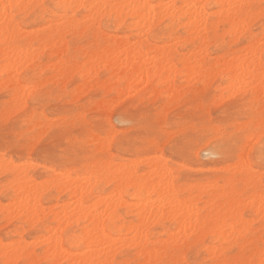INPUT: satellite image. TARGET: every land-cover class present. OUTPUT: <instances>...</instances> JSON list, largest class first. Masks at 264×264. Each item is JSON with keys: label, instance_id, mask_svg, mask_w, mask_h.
Segmentation results:
<instances>
[{"label": "bare ground", "instance_id": "obj_1", "mask_svg": "<svg viewBox=\"0 0 264 264\" xmlns=\"http://www.w3.org/2000/svg\"><path fill=\"white\" fill-rule=\"evenodd\" d=\"M47 1L48 0H0V78L2 80V85L11 90V104L14 103L15 107L12 109L9 108L10 110L18 109L21 112L27 110V103L23 99H26L28 96L23 98V95H25L26 90L29 87L27 88L26 85H21V81L31 83L32 86L30 89H34L35 91L32 93L36 95V89H38L40 85H42L41 83H44L45 81L40 82L42 78L44 79V77H42V72L44 70L53 73L54 77H52V75L51 78L57 80L70 76L74 77L77 73L80 80L83 81V85L81 84L77 87V91L83 92L81 90L91 84L90 79L95 77L94 75L97 74L100 66H105L108 73L113 76L117 74L116 76L120 77L122 73L128 75L126 77L128 80L125 84H119L116 82L112 84V88H110V84L107 83V85H101V87L108 86V88L111 89L110 92L113 91L118 96L123 93L125 95L126 91L132 92L133 90L131 89L133 86L141 83L154 87L156 81H158L157 83L160 87L167 86L170 90L176 89V87H178L176 86V77L180 72L176 67V64L180 63L183 65L182 68H184L181 71H186V73H190L189 71H191V73H193V71L194 73H213L224 68L228 80L231 83V87L238 86V89L242 86L244 88L245 85L246 87L248 86V88L255 87L254 90L259 94V97L261 98L260 100L264 99V93L262 90L264 86V44H262V41H264V33L262 34V37L259 38L257 35L255 36L251 34L247 28L251 21L255 19L258 20L264 16V0H167L168 2L166 0H53V8L47 5ZM212 5H215L219 10L218 13L214 11L215 14L218 15H216V20L211 17L212 13L208 11L210 9L209 7ZM261 5L263 7H261ZM78 16H80L81 19H78ZM213 16L215 15L213 14ZM105 20H108L110 27L115 26L119 29H122L123 27L126 28V25H129V28L127 27V29H130L129 32H131V36H136L137 41L135 40L134 42H131L128 36L123 39L120 37L115 39L116 36L112 37V35L110 37L105 35L101 26ZM164 20H168L169 24H167V26L170 25L168 28L173 30L171 31L168 29L169 33L174 32L176 26H180L186 30V36L180 38L181 40L178 38L179 41H177L176 36L174 37V35H172L173 33L168 35L167 38L166 36L162 37L155 35L154 29L156 25ZM42 24H44V26H42L44 28L38 30L34 29V31L31 32H26L20 27V25H24L40 28ZM221 26H228V28L227 30L226 28L220 29ZM220 30H225L233 43H239L242 34L248 33L251 34V37L247 40L246 47L243 46V54L233 53L229 59L227 58V54L221 57L219 56L215 61L216 63L212 67H208L206 59L209 56L208 51L212 43L211 39L214 37L217 38L219 32H222ZM70 34L79 35L80 37L84 35H87V37L94 36L92 39L95 42L94 44H92L93 42L91 43L93 47H99V44L103 45V42L105 46L102 49L98 48L100 50H92L90 48L84 50L85 53L83 54V59L80 58L82 61L84 60L82 62L76 58V55L78 54L77 49L79 47L74 49L76 51V53L74 52L76 57H71L74 53L70 48L68 40ZM220 37H222V34ZM149 38H153V40L156 41H162L164 47H157V45L150 44ZM215 38L213 39V42H215ZM217 39L216 42H218ZM175 40L177 42L173 43V45L175 44L174 46L169 45V43ZM188 44L192 45V47H187L189 53L187 52L186 55L183 54V56L179 55L180 51H178L177 47L183 48ZM78 52L82 53L80 50ZM151 53L152 55L154 54V57H150ZM45 57L49 59L46 58L48 62V64L45 62V64H47L46 66L43 65L44 63L42 62ZM52 60H55V62H51ZM224 69L220 70V72L224 71ZM30 72H32V74L39 72L42 75L39 74V77H29L28 73ZM119 73L121 74L119 75ZM123 74L121 76H123ZM218 76L219 75H217V77ZM188 78L190 79V77ZM212 78L214 79L215 75ZM71 79L72 78L70 77V80ZM57 80L55 81L57 82ZM97 81L99 82V80L94 82ZM183 81L185 82V80ZM260 84H263L262 87ZM259 85L261 90H259ZM65 86L63 87L65 88ZM91 86H93V82ZM91 86H88L87 88L90 89ZM87 88L83 90H86ZM175 91L177 92L178 89ZM80 94L81 93H79V95ZM128 94L130 93L128 92ZM77 96L78 95H76V97ZM155 96L157 97L156 94ZM175 97L176 96H174V98ZM120 98L121 96L118 98V101H121L122 103V100H119ZM114 99L108 102L104 101V103L101 101V103L104 107L113 110L112 106L115 108L117 103L120 104V102H113L115 101ZM257 101L259 102V100ZM258 102L257 104L261 103ZM113 103L116 104L114 105ZM41 124L42 123L37 125L36 123V127L38 128ZM257 134V130L255 129L251 135L252 139L253 137H256L257 140L260 136V134H258V136ZM110 136H112V134ZM112 137H115V135ZM104 139L102 140L94 134L92 135L91 142L98 151L101 150L99 152L104 151V153L110 154L109 152L111 149L109 148V145L111 143L106 145L108 141L106 142ZM257 141H259V139ZM110 142H112V140ZM111 155L113 154L111 153ZM142 160L147 161L146 164L149 167L148 171L146 170L145 173L140 171V165L142 162L140 160L141 162L134 161L128 164H113L112 162H106L101 163L102 165H89L86 167L84 176L78 175L74 178L70 173L72 171H70L68 174L63 172L56 173L54 179L51 178L53 181L51 182L50 180V182L54 185L51 186L54 188L57 187L59 193H65L70 196L71 200H74V203H71V212L68 211L70 205L67 207L66 204V206H63L65 208H62L64 210L57 214V221H60L61 224H63L62 222H66L63 225L66 224L67 226H71L72 224L78 226L82 225L83 227L85 226L84 228L82 227L83 231L81 235H76L74 239L76 242H80L78 244L86 249L85 253L87 254L83 256L81 255L82 257H79V255L75 257L74 254L72 255L74 258L71 257V261L76 264H113L116 255L122 256L129 248H132L137 250V264H171L172 261L176 263L180 262V264H190L186 258L182 256L183 254H181V252H183L189 244L202 243L206 238L210 239L213 243V246L208 247L206 250L211 259V261L209 260L211 264H242L243 262L252 264L254 258H258L260 263L264 260V250H262L264 248L260 249L262 246L260 247L259 245L253 250L254 252L251 251L253 254L250 253L252 255L251 259L248 260L243 254L245 246L252 243L253 239L250 238V243L244 239L245 233L249 230L247 222L244 221L243 212L241 211L245 194L242 197V195H240V190L239 193L237 191L239 188L237 190L236 188L238 187L237 185L240 184L251 186L252 183L250 180L257 178L256 175H252L253 168L251 167L250 162H247L246 160L245 164L241 166L243 167V170H241L240 167L241 173L237 171L240 173L237 182H234L233 179L229 178L225 180V187L221 186L222 188L219 187L218 183L215 181L209 182L208 186L204 189L205 193L209 195L208 201H204L203 203L206 202L205 205L203 204L204 206L200 208L201 206L199 207V203H202L200 201H203L204 197L203 200L200 199L201 197L198 198L199 196L190 199L183 198L181 194L183 193L181 186L176 179L177 176L175 178V176L172 175V169L169 168L168 161L162 155H156L149 159L142 158ZM99 165L101 167L97 168ZM18 166L19 168L17 169ZM18 166L15 168L18 171V175H14L15 182L13 185L15 183L18 184L21 179L20 177L29 172L28 169H25L27 171L23 170L24 168L22 169L23 171H21V165L19 164ZM8 167L9 166H5L4 170L6 169L13 172L14 169L10 167L12 169L10 170ZM236 169H238L237 166ZM232 173H234V171ZM27 175L28 174H26V176L24 175L23 179L26 180L29 178ZM28 180L30 181V179ZM50 182L49 184H51ZM10 183L11 180L9 186ZM33 184L35 183L33 182ZM33 184L31 188L35 187V191H37L38 194L41 193L38 188H41L42 186L38 185V187L36 184V186ZM101 184L112 186V191L108 195H104L103 192H101L95 196L96 190ZM232 184L235 187H232ZM255 185L257 186V183H255ZM203 186L199 185V187ZM256 186H254V189ZM10 187L12 188V186ZM21 187L23 186H20L19 188ZM45 187L46 186L43 188ZM199 187H197L198 191L203 189H198ZM15 189H17V187H15ZM27 189V191L32 190L30 187ZM43 190L44 189H42V191ZM45 191H47V189ZM31 192L36 195L34 191ZM24 193L27 194L29 199L21 198L20 195L19 197L22 199L20 200V198H18V200H20V206H23L24 204V208H30L31 205H34L36 212L40 207H43L39 200H37L40 196H37V198L33 197L34 199H32L31 197L33 194L30 197V192ZM197 194L199 195V193ZM40 195H42V193ZM260 195L257 196L258 198H256V195L253 197L259 199ZM27 196L24 197L26 198ZM125 196L132 197L135 203L129 205L130 202L128 203L125 200ZM93 198H95L96 201H93L94 203L87 206ZM263 201V199L259 201L258 210L264 212ZM14 204L15 203L12 205ZM244 206L243 211L246 212V207ZM128 207H131V209L134 207L136 209V223L131 222V224H128V222H125L126 220L121 216L119 211ZM27 208L26 210L24 209L25 212L27 211ZM11 209L12 211L14 210L13 208ZM18 209L15 208V211H18ZM131 209L129 208L130 213H132ZM258 210L257 212L259 214ZM21 211H23V208ZM263 212H260V214L262 213L261 215H263ZM258 214L256 213L257 216ZM231 219H234L235 221L233 220V222H230ZM71 220L73 223H71ZM253 220H250L248 224H250L251 221L256 222ZM156 226H160L164 230L163 234L161 233L158 237H156V234L154 233V228ZM113 230L115 231L112 232ZM56 231L57 230H55V233H57L58 236V231ZM110 233H113L114 237H112ZM57 236L53 233V237L51 235L52 238L49 240L50 245L47 254L52 253V257H55L56 253L59 254V256L60 254L63 255L68 253L62 246V238ZM234 239L239 241L238 244L236 242L238 246L237 248L241 249L240 251L243 253L241 252L242 254H240V252H238L239 255L230 257L227 254V247L232 244ZM33 242L32 244L34 246L35 242ZM28 244L26 245L28 246ZM45 245H47V243ZM7 246L8 245H6V247ZM36 246H38V244ZM20 247L22 246L19 245L18 247L21 251L22 248ZM248 247H246V252ZM253 247H255V245ZM15 249H17V247ZM169 251H171L172 254H169ZM17 253L20 254V252ZM17 253L16 255H18ZM3 254L5 253L3 252ZM16 255L14 253V256ZM34 255L31 257L33 260L35 259ZM241 255H244L245 258ZM48 256L49 255L45 257ZM64 259H66V257H64ZM11 264L13 263L11 262Z\"/></svg>", "mask_w": 264, "mask_h": 264}, {"label": "rangeland", "instance_id": "obj_2", "mask_svg": "<svg viewBox=\"0 0 264 264\" xmlns=\"http://www.w3.org/2000/svg\"><path fill=\"white\" fill-rule=\"evenodd\" d=\"M52 1L53 0L47 1V5L51 8H53L54 6V1ZM261 7L263 6L261 5ZM209 8L210 9L208 11L212 13L211 17L216 20L217 14H215V12L218 13V8H216L215 5H212ZM213 14L215 16H213ZM78 19H81V17L78 16ZM167 24H169L168 20H164L163 22L161 21V23L157 24L154 29V34L162 37L166 36L167 38L168 35L173 33L172 35H174V37L176 36L177 41L181 40L180 38H184L186 36V30L180 26H176L174 32L169 33L168 29L170 28H168V26L170 25L167 26ZM109 25L110 23H108V20H105V22L101 25L105 35H108L110 37L112 35V37L116 36L115 39H118V37L123 39L128 36L131 42H134L135 40L137 41L136 36H131V32H129L130 29H127V27L129 28V25H126V28L123 27L122 29H119L115 26L110 27ZM42 26H44V24H42L40 28L20 25V27L26 32L34 31V29L38 30L44 28ZM221 27L220 29L226 28V30L228 28V26H224L223 28ZM247 28L251 34L255 36L257 35L259 38H261L262 34L264 33V16L258 20L255 19L251 21ZM220 31L222 32H219L217 36L218 39L214 37L215 42H213L214 38L211 39L212 43L208 51L209 56L206 59L208 64L206 65L208 67H212L216 63L215 61L219 56L221 57L227 54V58L229 59L231 58L230 56H232L233 53L243 54V46L246 47L247 40L251 37V34L245 33L242 34V38L240 39L239 43H233L231 42L229 35L226 34L225 30ZM221 34L222 37H220ZM72 35L73 34H70L68 36L71 50L73 51V53H76L74 49L79 47L78 49L80 50V52H82L79 53V50L77 49V53L81 55L79 56L78 54L76 55L74 53V55L71 54L73 55L71 56L72 58L77 56L76 58L78 60H81L83 59V54L85 53L84 50H88L89 48L92 50H97L98 48L102 49L105 46L104 42L102 41L103 45L99 44V47H93L92 44H94L95 41L92 38L94 36L87 37V35H84L80 37L79 35ZM216 39L218 42H216ZM177 41L175 40L169 43V45H173V43H176ZM149 43L152 45H157V47H164V43L162 41H156L153 40V38H149ZM189 45L190 44L184 46L183 48L185 49L177 47L178 51H180L179 55H186V53L188 52L187 47H192V45ZM153 55L151 53L150 57H152ZM46 58L47 57L43 58L42 60V62L44 63L43 65L45 66L48 64V58ZM53 61L55 62V60H52L51 62ZM45 62H47V64H45ZM176 67L180 70L178 74L181 76L180 77L178 75L176 77V86L179 87H176V89H178L177 92L175 91L176 89L170 90V88H168L167 86H158V81L154 83V87L147 86V84L145 83H141L133 86V88L131 89L133 90L132 92L128 91L131 95L128 94L127 91L125 95L124 93L120 95L122 99L120 98L119 100H122V103L121 101H118V98L120 96H118L113 91L110 92L111 89H109L108 86L101 87V85L110 84V88H112V84L116 82H118L119 84H125V82L128 80V78H126L128 75L126 74L124 75L122 73L123 76H121L122 74L119 73V75H121L120 77H117V74L115 75L114 73L115 76H113L112 74L108 73L105 66H100V69L97 72L98 75H94L95 77H93L95 79H90L91 84L88 85L91 86L93 82V86H91V88H94L91 89L89 87L90 89H88V86H86V90H83L85 89L83 88L81 90L83 92H79L77 91V87H79L83 83V81L80 80L77 73L74 77L70 76L72 78L71 80L70 77H65L63 79L57 80L51 78L52 75V77H54L53 73H49L48 71L44 70L42 72V77H44V79L42 78L40 82H43L44 80L45 81L44 83H41L42 85H40L38 89H36V95L32 93L35 90L30 89L32 86L31 83L21 81V85H26L27 88L29 87L26 90L25 95H23V98L28 96L26 99H23L27 103L28 107L26 111L22 112L18 109H9L15 107L14 103L11 104V90L2 85V80L0 78V84L2 85H0V170L3 171L5 166H9V169L11 166L15 165L14 167H11L12 169H14L13 172L5 169L2 173H0V209L2 210H0V264H11V262L13 264H76L75 262L71 261L74 256L76 257L79 255L80 257L81 255L83 256L87 254L85 253L86 249L78 244L80 242H76V240L74 239L76 235H81L83 231L82 229L85 226H78L76 224L67 226L66 224L63 225L66 222H62L63 224H61L60 221H57V214L64 210L62 208H65L63 206H66V204L67 207L70 205V207H68L70 208L68 211L71 212V203H74V200H71L70 196L65 193H59L57 187H53L54 185L51 182L53 181L52 179H54V175L59 172L68 174L70 171H72L70 172L71 176L76 178L78 175L84 176L86 167L89 165H97L106 162H112L113 164H128L130 162L140 160L142 161H140V171L142 173H145L146 170L148 171L149 167L146 164L147 161L142 160V158L149 159L151 157L153 158L156 155H162L168 161L169 168L172 169V175L175 176V178L177 176L176 179L181 186L183 192L181 194L183 198L190 199L199 196L198 198L201 197L200 199L203 200L204 197V200L200 201L202 203H199V207L201 206L200 208H202V206H204L208 201L209 195L205 193L204 189L208 186L209 182L215 181L218 183L219 187H225V180L229 178L233 179L234 182H237V180H239L241 165L238 164V161L241 159L242 155L244 157V161L247 160V162H250L251 167L253 168L252 175H256L257 177L256 179L250 180V182L252 183L251 186L240 184L237 185L238 187L236 188V190L239 188L237 191L239 193L240 190V195H242V197L245 194L243 199L245 198L244 200L246 201V203L242 199L243 204L241 211L243 212L244 221L247 222V227L250 231L248 230V233H245L244 239H246V241H249L250 243V238H252L253 244H249L248 242L247 243L249 245H255V247H253L252 245L249 246L247 244L249 247L245 246V251L243 250V253L242 251H240L241 249L237 248V244L240 240L236 238L239 241H236V239H234L235 242L232 241V244L230 245L231 247H227V254L230 257H235L236 255H239L238 252H240V254L243 253L249 260L253 255L251 251L255 250L258 245L260 247L262 246L261 248L259 247L260 249L264 248V242H262L264 241V212L258 210L259 201L262 199L264 200V99L260 100L261 98L259 97V94L256 92V90H254L255 87L248 88V86L246 87V85L244 86V88L242 86L239 89L237 88L238 86L231 87V83L228 80L227 73L225 72L224 68L220 69H224V71L221 72L220 70L213 73H194L193 71V74L191 73V71H189L191 73L190 74L186 73V71H181L184 69L182 68V64H176ZM39 74V72L33 74L32 72H30L28 73V76L39 77L40 75H42ZM210 74L212 75V77H214L215 75V78L213 79ZM217 75L219 76L217 77ZM188 77H190V79ZM55 80H57V82ZM96 80H99V82H94ZM183 80H185V82ZM46 81L48 82V84ZM263 84H260L261 87ZM260 85L258 87H260ZM63 86H65V88ZM228 87H230L231 89ZM261 87L260 89H258L261 90ZM262 90L264 93V86ZM38 93H42L46 97L47 103L37 104L35 102L34 98ZM79 93L82 94H80L82 97L79 95ZM154 93L157 95V97ZM249 94L253 95L250 96ZM76 95L78 96L76 97ZM174 96L176 97L174 98ZM112 98H115V101L113 102H120V104L117 103L118 106L115 105L116 103H113L115 105V108L111 105L113 107V110L111 108L104 107L101 103V101L103 103L104 101H112ZM256 99L261 103L257 104L258 101ZM71 101L74 103H72ZM84 114L88 117L87 120L83 119V117L85 116ZM76 121H80V124L77 125ZM197 121H204L209 126L204 127L203 124H201L198 129L196 125ZM36 123L37 125L42 123L43 126L41 124V126L37 128ZM170 128L177 129L181 134L187 133L188 138L185 139L183 135H178L176 131H172L170 133L168 132V140L165 142L166 144L163 146H157V141L155 139L156 135L159 134L161 130ZM255 129L257 130V133L260 134L259 138H257V140L259 139V141L256 140V137H253V139L251 137ZM94 134L102 140L106 138L104 139V141H108L106 145H109L108 143H111L109 145V148L111 149L109 152L110 154H106L104 153V151L99 152L101 150L98 151V149L93 146V143L91 141L92 135ZM111 134L112 136L115 135V137L110 136ZM23 137H30L32 139L34 149L33 151H31V153L25 152L23 148L16 146L17 142ZM110 139L112 140V142H110ZM61 145H66L73 150V156L71 160H67L61 155L63 151ZM221 145H226L227 148H222ZM111 153L114 156L111 155ZM17 164L21 165V171L28 169L29 172H24L25 174L22 173L23 176H21L22 174L20 175V185L19 183H15L13 185V183L15 182L14 175H18V171L15 169L16 166H18ZM236 166L239 170L236 169ZM100 167L101 166L99 165V167L97 168ZM11 168L10 170H12ZM18 168L19 166L17 167V169ZM29 168L32 169L30 170ZM241 170H243V167H241ZM233 171L234 173H232ZM237 171H239L240 173H238ZM26 174H28L27 176L29 178L25 180L23 179V177L24 175L26 176ZM28 179H30V181ZM10 180L12 183H10V186H12V188L9 186ZM33 182L37 186H42L41 188L39 186V188L36 187L38 188L39 192L42 193V195H40L41 193L38 194V192L35 191V187H32L33 189L31 188ZM49 182L51 184H49ZM255 183H257V186L255 185ZM196 185L197 187H199V185H204L203 187L198 188H203L202 190L204 192L202 190L198 191ZM253 185L256 186L255 189ZM20 186H23L24 188L21 187V189L19 188ZM44 186L46 187L43 188ZM233 186L234 185L232 184V187ZM15 187H17V189H15ZM29 187L30 189H32L31 191H34L36 193V195L33 194L30 190L27 191V188ZM47 187L49 188V190ZM42 189L44 190L42 191ZM46 189L47 191H45ZM111 191L112 186L101 184L100 186H98L95 196H97L98 193L101 192H103L104 195H108ZM24 192H30V197L32 194L35 195H32V199L40 196L41 198L39 197V199L37 200H39L41 206L43 207H40V209H38L36 212L34 205H31L33 208L31 206L30 208H24L23 204V206L21 205L23 211H21L22 208L19 205L20 200H22L21 198L23 197L24 199H29L27 194H25ZM197 193H199V195ZM23 195L27 196L28 198H25ZM255 195L256 198H258L257 196L260 195L259 199H255V197H253ZM18 198H20V200H18ZM124 198L128 203L130 202L129 205L135 203L134 199L130 196H125ZM93 201H96L95 198H93L92 201L87 204V206L94 203ZM204 201L206 202L203 203ZM12 202L16 205H12ZM243 206L246 207V212L243 211ZM9 208H13L14 212ZM15 208H20L18 209V211L20 210V213L18 211H15ZM26 208L27 211L25 212ZM129 208L131 209V207H128L120 210L119 212L121 216L126 220L125 222H128V224H131V222L136 223L137 211L133 207L131 209L132 213H130ZM257 210L259 211V214ZM260 212H263V215H261L262 213L260 214ZM256 213L258 214V216L256 215ZM249 219H255L253 221L256 222L251 221V223L248 224L250 222ZM233 220L234 219H231L230 222H233ZM71 223H73L72 220ZM50 228H52L53 230ZM55 230L58 231V236L57 233H55ZM114 231L115 230H113L112 232ZM163 231L164 230L160 226H156L154 228L156 237L160 236L161 233L163 234ZM53 233L57 237L62 238V246L69 253V257L68 253L63 254L64 256L60 254V256L62 257H60L57 253L55 257H52V251L50 252L51 254H47V250H49L48 247L50 245L49 240L53 237ZM110 234L112 237H114L113 233ZM44 241L47 243V245H45L46 243ZM32 242L34 243V246ZM28 243L30 244V246ZM26 244H28V246ZM37 244L38 246H36ZM191 244H189V246L186 248L187 250L185 249L183 250V252H181V254H183L182 256L185 257L190 264H211V259L208 255V252L206 251L208 247L213 246V243L210 241V239L206 238L202 243L200 242ZM6 245L8 246L6 247ZM19 245L22 246L20 247L22 248L21 251L18 248ZM14 247H17V249H15ZM246 247H248L247 252ZM129 249L122 256L116 255L113 264H137V250L132 248ZM3 252L5 254H3ZM17 252H20V254H18ZM14 253L15 255L17 253L18 255L14 256ZM170 253L171 251H169V254ZM32 255L35 256L34 260L31 258ZM47 255L49 256L45 257ZM244 255L241 256L244 257ZM64 257H66V259H64ZM253 261L255 262V264H261L258 258H254ZM173 263L180 264V262L176 263L172 261L171 264Z\"/></svg>", "mask_w": 264, "mask_h": 264}, {"label": "snow or ice", "instance_id": "obj_3", "mask_svg": "<svg viewBox=\"0 0 264 264\" xmlns=\"http://www.w3.org/2000/svg\"><path fill=\"white\" fill-rule=\"evenodd\" d=\"M262 44H264V41H262ZM35 102L37 104H43V103H47V99L46 97L42 94V93H38L37 96L34 98ZM84 120H87L88 117L85 115L83 117ZM77 125L80 124V121H76ZM191 123V122H190ZM201 124H203L204 127H208L209 125L204 122V121H197L196 125L197 128L199 129V127L201 126ZM172 131H176L178 135H183L185 139L188 138V134L187 133H179V131L177 129H164L161 130L159 132V134L156 135L155 139L157 141V146L159 145H164L165 142L168 140V136L167 133L168 132H172ZM18 147L23 148V150L25 152H31L34 149V144L33 141L30 137H23L21 138L18 142L17 145ZM222 148H227L226 145H221ZM61 148L63 149L61 155L66 158L67 160H71L72 156H73V150L69 147H67L66 145H61ZM245 163L243 156L241 155V159L238 161V164H240L241 166ZM243 264H248V262H243ZM252 264H255V262L253 261ZM261 264H264V260L261 261Z\"/></svg>", "mask_w": 264, "mask_h": 264}]
</instances>
